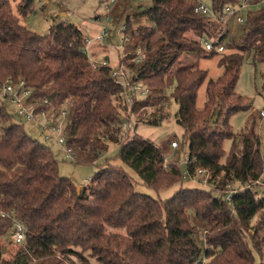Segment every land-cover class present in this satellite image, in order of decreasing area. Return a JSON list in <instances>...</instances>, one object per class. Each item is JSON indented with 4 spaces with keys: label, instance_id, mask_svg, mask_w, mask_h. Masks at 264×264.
Returning <instances> with one entry per match:
<instances>
[{
    "label": "trees",
    "instance_id": "trees-1",
    "mask_svg": "<svg viewBox=\"0 0 264 264\" xmlns=\"http://www.w3.org/2000/svg\"><path fill=\"white\" fill-rule=\"evenodd\" d=\"M33 1L0 0V81L24 79L35 96L49 100L55 115L68 109L61 145L73 153L71 161L95 163L117 144L122 161L148 187L187 180L180 156L164 169L166 153L158 144L137 134L135 126L121 134L125 116L130 125L135 119L157 123L172 98L184 129L180 148L197 157L190 171L204 166L219 182L158 199L136 191L128 173L106 160L78 193L60 174L52 148L26 131L23 120H29L9 113L13 104L0 99V240L9 237L14 218L25 226V239L13 249L0 243V264H264V196L250 185L264 175L261 138L254 127L235 133L230 123L233 113L250 107L236 90L244 59L264 63V4L246 14L240 41L227 42L219 60L223 74L208 82L200 109L198 91L208 71L196 58L204 50L200 37L211 33L212 23L194 11L196 0H152L145 12L152 26L136 30L144 55L136 61L130 54L121 62L132 80L153 92L129 105L110 67L94 68L83 52L85 36L77 24L64 20L40 35L22 23ZM236 2L210 0V5L222 11ZM115 16L118 24L125 14ZM135 18L125 17L133 32ZM226 138L233 140L227 157ZM228 185L238 189L230 200ZM191 208L205 224L204 248L189 220Z\"/></svg>",
    "mask_w": 264,
    "mask_h": 264
},
{
    "label": "rangeland",
    "instance_id": "rangeland-1",
    "mask_svg": "<svg viewBox=\"0 0 264 264\" xmlns=\"http://www.w3.org/2000/svg\"><path fill=\"white\" fill-rule=\"evenodd\" d=\"M20 0H12L14 5H17ZM210 5V0H203ZM111 3L110 0H34L30 13L21 19L22 23L30 30L40 34H47L50 29L59 24L60 22L67 20L77 24L82 28L85 34L90 37L97 35L99 31L98 17L102 15L106 10V6ZM152 0H117L115 7L124 11L118 10V15L124 13L126 16L136 17L133 21V30H136L140 26H152V22L146 16L145 12L151 7ZM260 4H254L244 10L246 15L249 10H255ZM115 14V12H114ZM137 14V15H135ZM125 17L123 20H125ZM140 17V18H139ZM211 24V22L209 21ZM211 33H221L223 29H216V24H211ZM229 31L226 32L224 42H239L242 30L239 25H236L235 20H230L228 27ZM197 38V36H196ZM233 40V41H232ZM117 44L118 38L113 36L110 42L106 43L107 49H103L98 43L91 45L90 50L93 54L95 51L100 50L104 56L106 51L112 58L110 64L114 65L117 56ZM204 48V47H203ZM228 50V49H227ZM211 53L203 50L196 58L199 60L200 67L208 71V77L206 81L201 85L197 96V107L202 109L207 101V86L211 79H217L223 74L224 68L219 64L220 54L214 56H208L206 54ZM128 57V56H127ZM101 59L100 56L97 57ZM115 84V83H114ZM118 85V84H116ZM236 90L249 100L250 107L246 110H239L231 115L230 123L235 133L245 132L247 129L254 127V130L260 135L261 149L264 155V116H261V111L264 110V63L260 61H254L253 56L246 57L241 67L240 77L237 83ZM168 94L171 93V89L167 90ZM123 107V104L121 105ZM164 116L160 118L157 123H151L147 119L143 120H131L132 126H135V132L145 138H148L158 144L166 153L168 160L177 159L180 160L188 154L187 150L182 151L181 148H171L170 142L173 139L182 141L183 127L177 120V112L179 105L176 101L170 98L165 106ZM7 111L15 115L14 107L8 106ZM124 123H129L127 116ZM133 117H135L133 115ZM26 131L35 139L41 143L50 146L53 153L58 160L59 171L62 176L69 178L76 187L86 186L90 182V178L100 169L101 164H104L106 160H109L112 165L119 166L122 170L128 173L135 183L136 191L144 194H148L154 198L167 199L172 197L178 190L183 187H200L199 182L187 179L182 182H176L171 186L162 189H154L145 185L139 176V174L133 170L129 165L125 164L120 155L121 147L117 144H111L108 151L104 152L95 163L90 164H78L76 161H71L67 157L65 148L54 139L46 140L45 133L39 131L37 123L34 121L23 120ZM135 122V123H134ZM135 124V125H134ZM103 140V139H102ZM233 140L226 138L224 142L225 156L229 154ZM225 161V158H223ZM1 167V166H0ZM264 178V175H263ZM190 222L196 227V240L198 244L204 248L206 246L204 240L205 224H201L195 215L194 209L187 210ZM3 246H7L13 249L8 238L0 240ZM5 247V248H7ZM8 249V248H7ZM255 250V249H254ZM256 251V250H255ZM254 251V252H255ZM7 252V250H6ZM257 260L259 261V255L255 252Z\"/></svg>",
    "mask_w": 264,
    "mask_h": 264
},
{
    "label": "built area",
    "instance_id": "built-area-1",
    "mask_svg": "<svg viewBox=\"0 0 264 264\" xmlns=\"http://www.w3.org/2000/svg\"><path fill=\"white\" fill-rule=\"evenodd\" d=\"M105 12L98 17L99 31L97 35L93 37L85 36V45L83 52L89 57L94 68L101 65L110 67V76L115 84L121 85L125 88L122 94V102L124 104H131L134 100L141 97H148L152 94L153 90L150 86L144 84L141 80H132V71L127 67L126 63L121 62V59H125L130 54H133L135 58L133 60H141L144 55L145 46L141 41L140 36L136 35L129 29L126 20L115 23L114 8L117 0H110ZM254 4H264V0H237L236 3L226 5L222 11H216L212 5H208L203 0H196L194 5V11L198 14L205 15L212 24H216V29H223L221 33H209L200 37V43L207 52H216L221 54L226 51V43L224 37L229 30L230 20L234 19L236 25H239L241 30L245 25L246 15L244 10ZM110 36H116L118 38L119 52L116 57L115 64L111 65V58L108 55H104L100 60L97 59V55L93 54L90 50L91 45L98 43L103 49L106 48V43ZM7 98L14 106V112L18 116L23 117L29 121L37 123L38 129L45 133L46 138L54 139L58 143H65V121L68 113V109L62 108L58 115H55L53 105L49 104L47 98L41 99L33 94V90L26 85L24 79L17 82L11 78L0 81V99ZM261 116H264V110L261 111ZM132 127L130 123H124V128L121 134ZM103 140L106 137H101ZM171 148H180V141L173 139L170 142ZM68 159L73 158V153L66 147ZM197 160L196 156L190 157L189 154L185 155L181 159L183 165V174L187 179H192L199 182L203 187L211 188L216 185L219 180L214 179L212 173L204 166H198L194 172L190 171L192 162ZM170 160L165 158L164 169L168 168ZM251 186L258 189L264 196V178L250 183ZM229 193L225 197L230 200L232 194L237 192V187L228 185ZM243 189V188H242ZM9 240L12 244H19L25 239V226L17 218H14L13 225L9 230Z\"/></svg>",
    "mask_w": 264,
    "mask_h": 264
},
{
    "label": "crops",
    "instance_id": "crops-1",
    "mask_svg": "<svg viewBox=\"0 0 264 264\" xmlns=\"http://www.w3.org/2000/svg\"><path fill=\"white\" fill-rule=\"evenodd\" d=\"M118 10L119 9H117V6L114 8V12L118 15ZM119 11H122V12H124L123 10H122V8L119 10ZM135 15H137V14H135ZM137 17V16H136ZM140 18V17H139ZM97 21L99 22V20L97 19ZM99 26V25H98ZM79 27V26H78ZM81 30H82V28L81 27H79ZM82 32H83V30H82ZM84 33V32H83ZM84 36H89L88 34H85L84 33ZM90 37V36H89ZM106 55H108V53L105 51L104 52ZM95 54L97 55V56H100V57H102V55H103V53L100 51V50H97V51H95ZM104 54V55H105ZM117 57V56H116ZM115 57V58H116Z\"/></svg>",
    "mask_w": 264,
    "mask_h": 264
},
{
    "label": "water",
    "instance_id": "water-1",
    "mask_svg": "<svg viewBox=\"0 0 264 264\" xmlns=\"http://www.w3.org/2000/svg\"><path fill=\"white\" fill-rule=\"evenodd\" d=\"M218 115H219V113L217 112V113L215 114L214 118L212 119V122H213V123H216V122H217V120H218ZM81 187H82V186H78V187H77V191H78V193H80Z\"/></svg>",
    "mask_w": 264,
    "mask_h": 264
}]
</instances>
